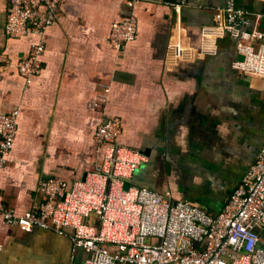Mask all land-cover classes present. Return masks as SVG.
Instances as JSON below:
<instances>
[{
    "label": "crops",
    "instance_id": "0c3cea01",
    "mask_svg": "<svg viewBox=\"0 0 264 264\" xmlns=\"http://www.w3.org/2000/svg\"><path fill=\"white\" fill-rule=\"evenodd\" d=\"M172 0H62L48 30L44 70L31 84L17 63L36 36L5 33L6 0H0V111L20 110L14 149L0 175L5 205L24 213L41 197L39 182L82 179L99 161L95 128L111 116L123 120L121 141L146 156L131 183L171 191L212 216L257 161L264 147V76L233 67L230 36L205 39L217 6L228 0H186L177 14ZM249 28L264 0H237ZM137 18L135 39L119 50L110 26ZM181 27L185 55L171 43ZM264 247V229L260 231ZM71 240L51 230L9 227L0 217V264H82L71 259Z\"/></svg>",
    "mask_w": 264,
    "mask_h": 264
},
{
    "label": "built area",
    "instance_id": "2783aa9c",
    "mask_svg": "<svg viewBox=\"0 0 264 264\" xmlns=\"http://www.w3.org/2000/svg\"><path fill=\"white\" fill-rule=\"evenodd\" d=\"M5 33L14 39L36 36L29 54L18 63L27 84L44 70L48 30L55 23L62 0H6ZM180 14L186 0L165 3ZM264 20V11L255 15ZM247 9L228 0L217 6L205 39L230 36L243 59L233 62L239 72L264 76V26L249 28ZM171 43L175 58L185 55L181 27ZM137 18L130 14L111 24L108 41L119 50L135 39ZM0 53V62H9ZM20 110L0 111V175L14 149ZM123 120L111 116L94 130L100 156L84 178L68 182L59 177L43 179L41 197L31 210L19 213L2 201L0 217L9 227L26 231L51 230L67 236L82 264H264L260 231L264 229V147L257 161L230 195L224 209L212 216L171 191L131 183L146 161L138 148L121 141ZM130 183L126 188V184ZM96 216L98 224L90 223Z\"/></svg>",
    "mask_w": 264,
    "mask_h": 264
},
{
    "label": "flooded vegetation",
    "instance_id": "af4514ba",
    "mask_svg": "<svg viewBox=\"0 0 264 264\" xmlns=\"http://www.w3.org/2000/svg\"><path fill=\"white\" fill-rule=\"evenodd\" d=\"M79 254H81V251L74 250V247H73V244H72V248H71V259L74 260L75 258H77L79 256Z\"/></svg>",
    "mask_w": 264,
    "mask_h": 264
},
{
    "label": "rangeland",
    "instance_id": "374dc122",
    "mask_svg": "<svg viewBox=\"0 0 264 264\" xmlns=\"http://www.w3.org/2000/svg\"><path fill=\"white\" fill-rule=\"evenodd\" d=\"M90 223L91 224H94V225H97L98 224V220L96 218V216H92L91 219H90Z\"/></svg>",
    "mask_w": 264,
    "mask_h": 264
},
{
    "label": "water",
    "instance_id": "95a60500",
    "mask_svg": "<svg viewBox=\"0 0 264 264\" xmlns=\"http://www.w3.org/2000/svg\"><path fill=\"white\" fill-rule=\"evenodd\" d=\"M243 58H244L243 55L238 54V59L242 60ZM129 185H130V183L128 182V183L126 184V188H128Z\"/></svg>",
    "mask_w": 264,
    "mask_h": 264
}]
</instances>
